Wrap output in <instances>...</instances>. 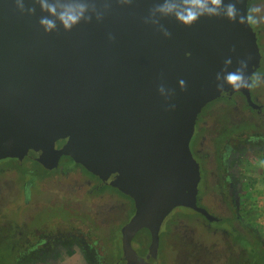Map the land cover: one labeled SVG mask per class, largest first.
I'll use <instances>...</instances> for the list:
<instances>
[{
  "label": "water",
  "instance_id": "water-1",
  "mask_svg": "<svg viewBox=\"0 0 264 264\" xmlns=\"http://www.w3.org/2000/svg\"><path fill=\"white\" fill-rule=\"evenodd\" d=\"M249 1L238 5L242 11ZM162 2L89 0L72 31L57 21L49 33L39 23L49 15L40 0H24L30 14L16 0H0V159L29 156L52 167L71 156L136 199L131 232L196 204L200 173L190 141L197 116L239 91L218 89L216 73L230 55V70L247 59L248 70L240 67L250 76L261 60L251 24L205 17L185 27L164 17ZM172 2L175 11L183 6Z\"/></svg>",
  "mask_w": 264,
  "mask_h": 264
},
{
  "label": "flooded vegetation",
  "instance_id": "flooded-vegetation-1",
  "mask_svg": "<svg viewBox=\"0 0 264 264\" xmlns=\"http://www.w3.org/2000/svg\"><path fill=\"white\" fill-rule=\"evenodd\" d=\"M264 0H250L248 8ZM264 77V23L251 24ZM190 149L196 204L177 205L134 232L136 199L63 155L52 167L0 159V264H264V84L199 112ZM264 213V211H263Z\"/></svg>",
  "mask_w": 264,
  "mask_h": 264
},
{
  "label": "clouds",
  "instance_id": "clouds-1",
  "mask_svg": "<svg viewBox=\"0 0 264 264\" xmlns=\"http://www.w3.org/2000/svg\"><path fill=\"white\" fill-rule=\"evenodd\" d=\"M125 3H131V0H124ZM242 0H183V6L179 11H175L176 5L172 0H163L158 4V10L164 17H171L176 23L182 24L185 27H192L202 18L208 17H223L227 20L239 24H257L264 23V15H257L261 9L259 7H250L246 12L242 11L238 6ZM40 7L49 15L42 17L39 21L40 25L44 27L45 32H51L57 28V21L63 26L66 31H72L73 27L79 25L85 18V13L89 9V0H67L66 3L50 2V0H40ZM16 8L21 12L28 14L33 13L35 9H26L24 0H16ZM225 9L223 15L220 14L219 9ZM63 9V10H59ZM159 30L165 37H171L172 33L164 25L159 26ZM236 52L235 47L232 49ZM224 68L216 73V80L219 81L222 77L223 83H217V88L223 90L225 85H229L233 90L252 89L264 84V77L259 75H247L240 66L248 70L249 61L247 59H239L235 70H230L233 64L232 55L224 58ZM179 87L182 90L187 89V82L184 79L178 81ZM174 95L175 90L169 89ZM161 95L165 92V87L159 88ZM172 109L175 105H170Z\"/></svg>",
  "mask_w": 264,
  "mask_h": 264
},
{
  "label": "rangeland",
  "instance_id": "rangeland-1",
  "mask_svg": "<svg viewBox=\"0 0 264 264\" xmlns=\"http://www.w3.org/2000/svg\"><path fill=\"white\" fill-rule=\"evenodd\" d=\"M255 198H257L258 202L260 203L259 205L261 206L260 209V215L264 216V179L260 180L259 185L257 186V190L255 192Z\"/></svg>",
  "mask_w": 264,
  "mask_h": 264
}]
</instances>
